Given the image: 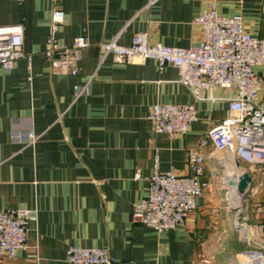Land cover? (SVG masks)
<instances>
[{"label": "crops", "instance_id": "0c3cea01", "mask_svg": "<svg viewBox=\"0 0 264 264\" xmlns=\"http://www.w3.org/2000/svg\"><path fill=\"white\" fill-rule=\"evenodd\" d=\"M148 2L0 0V26L23 27L25 54L10 71L0 66V210L36 215L25 248L0 264H69L71 246L105 247L112 264L264 261V169L241 163L236 168L226 152L199 145L227 116L237 89L215 85L196 98L178 81L174 66L159 70L151 59L116 63L111 54L102 58L100 45L116 39L127 46L135 32L145 31L150 44L190 46L201 39L194 18L212 4L220 14H241L244 30L264 38V0ZM56 8L64 12L55 33L58 42L70 45L80 35L89 42L76 51L74 75L62 73L42 53ZM263 70L255 67L259 76ZM87 81L77 95L76 86ZM257 100L264 108V93ZM155 102L192 103L197 120L185 134L155 133L147 117ZM191 148L203 155L200 179L210 185L186 223L158 232L134 219L133 206L147 193L155 155L160 171L173 168L182 174ZM137 168L139 179L134 178ZM241 170L248 171L251 184L243 198L248 227L238 224V232L227 181ZM241 237L256 244L262 258L246 255L245 248L235 250Z\"/></svg>", "mask_w": 264, "mask_h": 264}, {"label": "built area", "instance_id": "2783aa9c", "mask_svg": "<svg viewBox=\"0 0 264 264\" xmlns=\"http://www.w3.org/2000/svg\"><path fill=\"white\" fill-rule=\"evenodd\" d=\"M152 1L149 0L147 6ZM63 19V10H52L50 33L42 53L62 73L74 75L77 73L76 51L87 47L89 42L80 35L70 45L60 44L55 33ZM193 22L201 29V39L190 46L150 44L147 33L138 31L127 46L118 44L116 39L100 44L102 58L111 54L116 63H143L151 59L159 70L172 65L178 71V81L196 98L201 90L215 85L236 88L238 94L229 100L227 116L205 133L199 145L204 147L210 143L217 152H226L232 164L238 159L241 164L264 169V108L257 100L258 94L264 93V70L261 76L255 72V67L264 66V38L244 30L241 14H220L214 4ZM22 44L20 24L0 26L2 68L10 71L16 60L25 57ZM87 84L88 81L76 86V94L82 93ZM147 117L155 133L170 136L185 134L197 120V112L192 103L155 102ZM28 137L29 142L35 139L31 130ZM157 161L155 155L147 193L134 204L132 215L146 227L162 232L183 226L196 207L197 198L210 184L200 179L204 157L194 148L187 151L186 171L182 174L173 168L160 171ZM214 175L215 171H210V176ZM134 178H140L139 168ZM35 218V213L28 210H0V260L14 258L25 248L28 225ZM257 253L262 258L259 251L251 254ZM66 259L69 264H112L114 261L107 248L99 246H71Z\"/></svg>", "mask_w": 264, "mask_h": 264}, {"label": "water", "instance_id": "95a60500", "mask_svg": "<svg viewBox=\"0 0 264 264\" xmlns=\"http://www.w3.org/2000/svg\"><path fill=\"white\" fill-rule=\"evenodd\" d=\"M236 168H241V164L238 159H235ZM229 186H234L236 188L237 193L239 194L240 201L243 200L244 196L248 193L250 189L251 179L248 171L241 170L235 178H230L227 181ZM233 209L237 210V219L240 218L242 211L240 210V206H233Z\"/></svg>", "mask_w": 264, "mask_h": 264}, {"label": "rangeland", "instance_id": "374dc122", "mask_svg": "<svg viewBox=\"0 0 264 264\" xmlns=\"http://www.w3.org/2000/svg\"><path fill=\"white\" fill-rule=\"evenodd\" d=\"M239 203H240V210L242 211V213L240 215V218L237 220V231L238 232L242 231L241 227L238 224H245L247 226V224L245 222L246 221V215L243 212L244 211L243 210V200H241ZM241 238H243V237H241ZM250 242L248 241V239L245 240L244 238H243L242 241H238V240L235 239V241H234V249L235 250H242V249L245 248V250H243V251H247L246 253H248V251H251V253H255V251H260L258 249L259 247H257L256 244H254L253 242H251V243Z\"/></svg>", "mask_w": 264, "mask_h": 264}, {"label": "bare ground", "instance_id": "6f19581e", "mask_svg": "<svg viewBox=\"0 0 264 264\" xmlns=\"http://www.w3.org/2000/svg\"><path fill=\"white\" fill-rule=\"evenodd\" d=\"M231 188V191L229 193V198L230 200L233 201V206H239V202H240V197H239V194L237 193L236 191V188L234 186H230ZM256 256H258L259 258H261L259 255V253L255 254ZM261 260V259H260ZM264 261L261 260V261H258V264H264L263 263Z\"/></svg>", "mask_w": 264, "mask_h": 264}]
</instances>
